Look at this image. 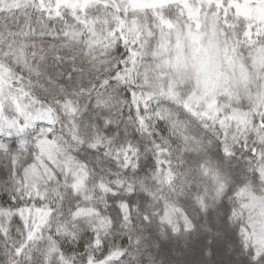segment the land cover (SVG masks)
Masks as SVG:
<instances>
[{"label": "snow or ice", "instance_id": "obj_1", "mask_svg": "<svg viewBox=\"0 0 264 264\" xmlns=\"http://www.w3.org/2000/svg\"><path fill=\"white\" fill-rule=\"evenodd\" d=\"M0 264H264V0H0Z\"/></svg>", "mask_w": 264, "mask_h": 264}]
</instances>
